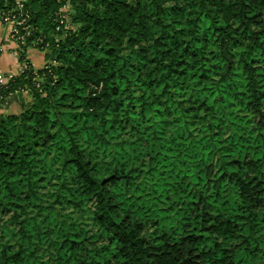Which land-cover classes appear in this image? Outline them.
I'll return each mask as SVG.
<instances>
[{
  "label": "trees",
  "instance_id": "1",
  "mask_svg": "<svg viewBox=\"0 0 264 264\" xmlns=\"http://www.w3.org/2000/svg\"><path fill=\"white\" fill-rule=\"evenodd\" d=\"M67 2L0 89V264H264V0Z\"/></svg>",
  "mask_w": 264,
  "mask_h": 264
},
{
  "label": "crops",
  "instance_id": "2",
  "mask_svg": "<svg viewBox=\"0 0 264 264\" xmlns=\"http://www.w3.org/2000/svg\"><path fill=\"white\" fill-rule=\"evenodd\" d=\"M71 9V0H68L63 11L70 16ZM18 50L17 43L11 38V27L0 21V74L15 77L22 73L24 65L18 56ZM26 59L37 70L43 69L49 63L46 53L38 48H28L26 50ZM28 105V93H18L0 106V115L19 114Z\"/></svg>",
  "mask_w": 264,
  "mask_h": 264
},
{
  "label": "built area",
  "instance_id": "3",
  "mask_svg": "<svg viewBox=\"0 0 264 264\" xmlns=\"http://www.w3.org/2000/svg\"><path fill=\"white\" fill-rule=\"evenodd\" d=\"M23 3L24 0H16V4H15L16 9L14 7L13 9L2 12L0 14V21L5 25H9L11 27V38L17 43L19 47L18 50L19 57H20L19 54L20 51H22V48L26 46L27 40L34 33L33 26L29 24V15L24 12ZM65 7L66 5L63 7V9ZM63 9H61L60 12L57 13L56 32H61L64 28L67 30L71 27L69 21V15H67L66 12L63 11ZM39 43L41 42L38 41L33 42L34 45H38ZM23 65H24V69H26L27 61H24ZM11 78L12 77L6 76L4 74H0V89L9 83V81H11ZM19 93H28V90L25 91L22 90ZM11 96L14 97L12 94ZM3 101H4V97H2L0 94V106L2 105Z\"/></svg>",
  "mask_w": 264,
  "mask_h": 264
},
{
  "label": "rangeland",
  "instance_id": "4",
  "mask_svg": "<svg viewBox=\"0 0 264 264\" xmlns=\"http://www.w3.org/2000/svg\"><path fill=\"white\" fill-rule=\"evenodd\" d=\"M73 13V10L71 9V14ZM50 62V61H49ZM4 115H8V114H4ZM152 144V142H149V143H147V142H145V141H142V142H140V147H141V149L143 150V152L145 153L146 151H147V147L148 146H150ZM101 151H103V150H101ZM113 150L111 149V148H109V149H107L106 151H105V155H106V158H107V161L108 160H111L113 157H111V154L113 153L112 152ZM145 159H146V161H148L150 158L148 157V158H146L145 157ZM133 190V189H132ZM129 191L128 192V194H132V192L133 191ZM75 216V215H74ZM76 218L78 217V216H75ZM80 221H81V224L84 226V227H91L92 225H91V222H90V220H89V218L87 217V216H85V217H83V218H80ZM52 253H54V254H56V250H52L51 251Z\"/></svg>",
  "mask_w": 264,
  "mask_h": 264
}]
</instances>
